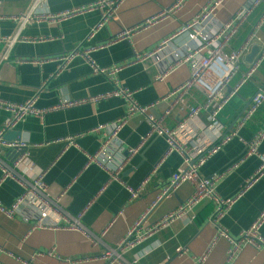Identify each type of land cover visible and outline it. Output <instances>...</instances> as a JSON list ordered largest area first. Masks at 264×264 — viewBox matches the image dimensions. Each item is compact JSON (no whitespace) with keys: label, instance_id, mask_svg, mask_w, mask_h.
Instances as JSON below:
<instances>
[{"label":"crops","instance_id":"1","mask_svg":"<svg viewBox=\"0 0 264 264\" xmlns=\"http://www.w3.org/2000/svg\"><path fill=\"white\" fill-rule=\"evenodd\" d=\"M33 0H0V99L10 103H25L37 96L39 108L50 107L60 99H83L112 91L114 82L102 74H95L82 56H76L70 64L59 71L60 61L55 57L65 55L77 47L97 48L91 57L103 67L123 65L118 73L120 84L135 91L134 97L142 105L153 106L150 114L163 119L164 125L175 129L186 122V130L201 133L205 143H211L212 135L205 132L212 106L188 121V107L206 104V97L198 89H191L183 103L173 92L190 76V68L182 64L171 70L163 79H158L170 63L164 54L142 61L137 53L155 50L162 39L173 35L186 25L211 0H125L111 18L101 27L102 11L94 9L73 15L60 21H40L28 24L23 35L30 38L51 37L41 42H17L9 59H2L6 43L3 39L12 36L17 22L12 18L27 12ZM96 0H45L35 14H57ZM248 0H223L207 23L208 31L229 21ZM264 3L244 22L238 33L226 47L230 52L237 49L255 30L264 15ZM149 19L152 25L143 28ZM142 26L123 38L120 34ZM203 26V25H201ZM95 30V31H94ZM207 30V27H206ZM94 31L92 37L90 34ZM259 40L253 46L264 49V24L258 30ZM192 42L189 32L179 34L172 40L169 49L179 48ZM252 49V48H251ZM240 64L239 71L226 88L228 95L250 70L255 60L248 55ZM166 55V54H165ZM258 55V54H257ZM48 59L43 63L22 59ZM163 58V60H162ZM264 89V60L239 91L232 95L217 114L220 138L231 133L236 121L243 115L254 95ZM170 110L168 114L166 112ZM126 112V101L121 96H110L97 103H85L52 111L43 119L30 115L16 129L21 139L28 141L29 160L46 171V202L52 209V219L68 225L78 219L79 229H53L35 227L38 207L26 201L14 215L0 210V263L1 264H194L206 255L204 264H264V247L245 246L240 253L230 258V242L217 238V229L210 221L215 209L214 202L205 198L194 210L160 226L141 241L119 251V243L128 237L132 227L142 220L147 230L192 195L194 185L186 182L167 197L159 198L172 175L182 166L183 157L177 151L168 153L165 137L149 136L145 144L128 162L120 180H109L108 173L96 163L88 162V155L95 154L106 131L95 130L100 125L110 124ZM9 112L0 108V128ZM264 104L238 131V135L209 157L199 168L205 178L230 169L217 184L216 190L223 197L237 194L244 181L259 167L257 155L241 160L246 152V143L263 126ZM150 130L144 115L135 114L119 132L126 149L137 147ZM203 133V134H202ZM75 144L67 137L76 136ZM8 141H14L12 138ZM264 151V141L259 147ZM194 160L199 158L195 150L190 152ZM3 164L12 167L13 157L7 151L0 154ZM236 163H239L235 167ZM233 166V167H232ZM141 187L139 197L131 199L129 188ZM25 187L16 178L3 177L0 167V202L11 208L24 193ZM44 200V199H42ZM264 210V176L255 182L226 213L221 226L231 237L249 228ZM81 214V217L79 216ZM194 216V218H192ZM264 237V224L260 229ZM182 248L178 252V248ZM116 252L111 258L105 255Z\"/></svg>","mask_w":264,"mask_h":264},{"label":"built area","instance_id":"2","mask_svg":"<svg viewBox=\"0 0 264 264\" xmlns=\"http://www.w3.org/2000/svg\"><path fill=\"white\" fill-rule=\"evenodd\" d=\"M43 1L45 0H33L31 8L27 12L12 17L17 22V27L12 36L3 39L4 43H6V47L1 55L2 59L7 60L10 58L12 48L17 42H41L51 39V37L30 38L23 35V30L30 23L40 21H60L79 13L100 9L102 11V19L97 25V28H99L114 15L119 5L125 0H96L88 6L77 7L57 14H35L37 6ZM222 1L223 0H211L186 25L181 27L173 35L162 39L155 50L136 54L137 61H142L162 53L164 54L163 57L170 59V63L165 65V70L158 76V79H163L171 70L182 64L189 65V78L179 86L173 94L178 95V100L181 101L180 103H183V97L191 89H198L203 93L206 97V104L203 107L189 106L188 121L197 116L203 108H209L211 105L212 109L208 116V123L205 130L207 134L212 135L211 143H205L202 139L201 133L186 130V122L181 123L175 129H169L164 125L163 119H158L151 115L150 109L153 105H142L138 103L134 97L135 91L127 89L120 84L118 73L122 70L123 65L115 64L109 67H103L98 65L91 57V52L102 46L87 49L77 47L65 55L55 57V60L60 61L58 70L61 71L65 69L76 56L82 55L87 59L95 74H102L108 77L114 82L116 87L108 93L88 98H63L56 104L44 108L37 107V96H34L21 104L10 103L0 99V108L9 112V116L0 128V154L7 151L14 155L12 167L3 164L1 159L0 167L2 168L4 178H16L25 187L24 193L11 208H5L0 202V210L8 215H14L19 211L24 202L30 201L33 207H38V209L41 210L40 214L36 217L37 221L35 227L74 230L81 228L78 219H74V221L68 225H61L59 222L52 219L46 220L49 217V214L51 215L50 209H52L46 202V192L48 188L44 181L46 171L37 168L34 163L29 160L27 140L20 139L19 141H8L4 135L8 130L15 129L20 122L24 121L25 118L30 115L43 119L44 115L52 111L66 109L85 103H97L110 96H121L126 101V112L121 118L113 123L100 125L95 129L97 131H106V137L102 140L98 151L95 154L88 155L87 165L90 163H96L102 167L109 175L108 181L120 180V176L128 162L136 153H138L148 137L152 135L162 136L165 137L168 142V153L173 150L179 152L183 157V163L179 170L172 175L168 183H166L159 198L169 196L186 182L192 183L194 185V190L185 203L180 205L176 210L168 214L165 219L158 222L153 227L143 230L142 220L138 221L132 227L128 237L119 243V251H124L127 248L132 247L169 221L191 213L195 206L205 198L211 199L215 204V209L210 221L217 229V238L223 237L230 242L231 247L228 250L230 258L236 257L247 245H252L258 248L264 247V237L260 234V229L264 224V210L258 215L251 226L243 230L237 238L231 237L220 224V221L231 209L237 199H239L255 182L264 176V151L259 150L260 145L264 141V123L254 134L252 139L246 143L245 155L239 160V162H242L248 156L257 155L260 159V165L258 169L244 181L237 194L232 197H223L216 190V184L227 175L230 169L215 173L209 178L202 177L199 172V168L207 161V159L217 153L223 145L233 138V136L238 135V131L247 124V122L264 104V89L261 88L254 95L243 115L237 120L233 131L220 138L221 133H218L220 128L217 120L218 112L227 103L229 98L236 94L241 86L248 81L264 60L263 49L262 51L260 50L259 54L253 61L250 70L236 84L230 94H225L226 88L230 85L233 77L239 71L241 62L251 51L253 43L259 40L257 34L258 30L264 24V15L255 30L237 49L227 52L226 47L231 43L239 29L253 14L255 9L260 4L264 3V0H248L229 21L220 24L213 31H208L209 28L207 23L212 19L211 15ZM154 21L155 19L147 20L143 25V28L152 25ZM141 27L142 26H138L125 31L117 38H123ZM94 31H92L89 37L93 36ZM185 32H189L192 42H187L179 48L170 50L169 47L172 44V40L179 34ZM48 60L49 58L31 60L22 59L19 61L43 63ZM169 112L170 110H168L166 114ZM135 114L145 116L146 120L149 122L150 130L147 135L142 137L137 147L126 149L123 141L119 138V132ZM78 136L79 135L70 136L67 137L66 140L69 144H75ZM192 150H195L196 153H198L199 158L197 160H194L190 155ZM238 164L239 163H236L233 166L235 167ZM129 192L131 194V199H136L140 195L141 187L137 189L129 188ZM79 216L81 217V214ZM192 218H194V216H192ZM182 250L181 247L177 249L178 252H181ZM114 255H117L115 251L108 252L105 256L111 258ZM205 260L206 255H203L194 264H204Z\"/></svg>","mask_w":264,"mask_h":264},{"label":"water","instance_id":"3","mask_svg":"<svg viewBox=\"0 0 264 264\" xmlns=\"http://www.w3.org/2000/svg\"><path fill=\"white\" fill-rule=\"evenodd\" d=\"M259 52H260L259 46H253L251 49V53L248 55V58H247L249 60V62H252L253 59L257 56V54H259ZM4 137L6 139L12 138V140H14V141H19L21 139V132L16 128L12 129V130H8L5 133ZM9 154L12 155L11 152H9ZM12 157H14V155H12ZM162 198H164V197H162Z\"/></svg>","mask_w":264,"mask_h":264},{"label":"trees","instance_id":"4","mask_svg":"<svg viewBox=\"0 0 264 264\" xmlns=\"http://www.w3.org/2000/svg\"><path fill=\"white\" fill-rule=\"evenodd\" d=\"M264 8V7H263ZM262 7L260 9H263ZM258 9V8H257Z\"/></svg>","mask_w":264,"mask_h":264}]
</instances>
